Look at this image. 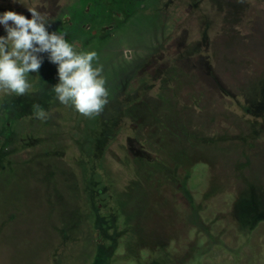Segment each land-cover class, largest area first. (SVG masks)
<instances>
[{"label": "rangeland", "instance_id": "374dc122", "mask_svg": "<svg viewBox=\"0 0 264 264\" xmlns=\"http://www.w3.org/2000/svg\"><path fill=\"white\" fill-rule=\"evenodd\" d=\"M13 1L0 13L59 0ZM144 3L105 62L100 115L54 98L0 118V264H94L97 240L104 264H264V0Z\"/></svg>", "mask_w": 264, "mask_h": 264}, {"label": "clouds", "instance_id": "9594fccd", "mask_svg": "<svg viewBox=\"0 0 264 264\" xmlns=\"http://www.w3.org/2000/svg\"><path fill=\"white\" fill-rule=\"evenodd\" d=\"M31 18L16 11L0 13V24L7 35L0 36V89L17 96L28 92V74L39 72L43 53L57 65L58 83L52 87L55 98L71 105L84 117L92 118L103 112L108 103V91L101 73L103 66L95 51L78 52L64 35L49 32L44 18L36 8H27ZM35 114L46 119L40 105H33Z\"/></svg>", "mask_w": 264, "mask_h": 264}, {"label": "flooded vegetation", "instance_id": "af4514ba", "mask_svg": "<svg viewBox=\"0 0 264 264\" xmlns=\"http://www.w3.org/2000/svg\"><path fill=\"white\" fill-rule=\"evenodd\" d=\"M103 1L104 0H59L56 5H54L57 8L56 14L53 12L55 9L53 6H51V8H48L47 4L45 6H42L44 1L35 4V6H38L36 10L40 12L45 20V23L50 24V26L48 27L49 32L56 31L58 34L64 35L68 43L73 45L74 49L78 52L95 51L98 55V60L93 62L94 64H96L94 66L99 67L97 66V63L99 62L100 65H104L103 71H105L107 69L105 62L108 61L109 53H113L114 51H116V55L118 52L119 54L121 53L123 44L121 43L120 38L124 35L125 31L128 30L125 20L129 17H132V14L133 17L141 14L144 9V12H146L147 8H145V0H108L109 13L108 15H106L107 17L105 16V14H103L104 16L102 18H98V16H100V11L99 9L95 10V8L98 7L99 4H101ZM20 2H22V0ZM12 3L16 4L13 0ZM12 3L9 4V7L11 9H14V6L16 5H12ZM117 6L119 7L120 12H116ZM41 7L48 8L49 10L46 12V10H42ZM29 18L31 17L29 16ZM141 32L142 34H146L144 27L142 28ZM116 37L120 38L118 40H115ZM109 43H111V48L109 47L105 49V46ZM138 47H135L133 50L128 49L130 51H125V56H127L129 53L131 54V52H133V55H137L139 52ZM44 54L45 53H43V55ZM46 55L48 54L46 53ZM137 57L140 58V56ZM44 65L45 64H42L43 69ZM52 65L54 66L52 67L51 71L49 69L46 70V68L44 69L45 71L49 70V74L41 73L40 76L39 72L28 74L27 78L30 84V88L28 89L27 95H29L18 96L16 104L13 103V105L15 106L14 108H12V106L11 108L8 107L9 103L4 102L0 108L1 119L5 120L7 118H11L14 120V118H12V115L17 111L21 112V108L29 104L26 102L27 99L28 101H30V103L35 101L37 102L38 99H41V102L45 103L50 102L55 98V94L52 92V87L58 83V73L57 65L53 63ZM43 76H48L46 81L44 80L45 77L41 79V77ZM9 95V93L5 94L2 102L4 100L6 101L10 99ZM40 106L44 109H47L46 107H43V104H41ZM12 111L13 113H11ZM3 127H0V139H2L3 137L4 139L10 137V133L14 132V130L9 129L8 127H6V125H4ZM81 132L79 131V135H82ZM1 150L2 147L0 146V153ZM4 155L5 153L0 155L1 163L3 161L2 158H4L2 156ZM96 243L100 245V247H98L95 254V259H93L95 262L94 264H97V261L104 264L107 260L106 258L110 257V255H108L109 253L106 252L107 248L102 245L100 240H97ZM102 247L104 249H102ZM64 251H62V253ZM91 251H93L92 247ZM107 251L111 253L112 249H108ZM90 254H87L85 250L83 259H91ZM68 258L69 257L65 255L62 256L64 264L66 263V260H68ZM104 259L106 260L103 261ZM114 259H116L115 264L116 262H119V258L116 257Z\"/></svg>", "mask_w": 264, "mask_h": 264}, {"label": "trees", "instance_id": "16d2710c", "mask_svg": "<svg viewBox=\"0 0 264 264\" xmlns=\"http://www.w3.org/2000/svg\"><path fill=\"white\" fill-rule=\"evenodd\" d=\"M87 166L84 165V168L86 169Z\"/></svg>", "mask_w": 264, "mask_h": 264}]
</instances>
